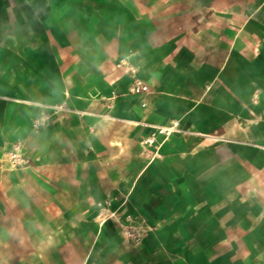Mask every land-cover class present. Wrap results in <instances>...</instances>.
I'll return each instance as SVG.
<instances>
[{
  "label": "crops",
  "instance_id": "crops-1",
  "mask_svg": "<svg viewBox=\"0 0 264 264\" xmlns=\"http://www.w3.org/2000/svg\"><path fill=\"white\" fill-rule=\"evenodd\" d=\"M0 241L20 264H264V0H0Z\"/></svg>",
  "mask_w": 264,
  "mask_h": 264
},
{
  "label": "built area",
  "instance_id": "built-area-1",
  "mask_svg": "<svg viewBox=\"0 0 264 264\" xmlns=\"http://www.w3.org/2000/svg\"><path fill=\"white\" fill-rule=\"evenodd\" d=\"M119 65H124V61H122ZM129 70L131 73H135L136 70L134 67L132 66H128ZM137 84L134 88V92L135 93H142V92H148L149 91V87L145 84H143L141 81L137 80L136 81ZM57 110H62V106H58L55 107ZM47 118H41L40 120H37L34 123L35 127H38L39 125H41L43 123V121H45ZM183 132V130H181V128H179L178 126V122L177 123H173L171 126H154V132L153 134L146 138L144 143L145 144H153L155 142V137L156 135H163L165 136V138H168L170 136H172L175 133H181ZM9 158L12 162V164L14 166L17 167H25L27 165H29L30 159L28 157L23 156V154H21L20 152V146L19 145H15L13 147V150H11L9 152ZM111 217L110 215H103L101 216L102 219L104 218H109ZM123 233L126 237H132L133 235V229L132 226H128V225H123Z\"/></svg>",
  "mask_w": 264,
  "mask_h": 264
},
{
  "label": "rangeland",
  "instance_id": "rangeland-1",
  "mask_svg": "<svg viewBox=\"0 0 264 264\" xmlns=\"http://www.w3.org/2000/svg\"><path fill=\"white\" fill-rule=\"evenodd\" d=\"M15 5L16 7L7 8V14L8 13L10 14V17L12 19L11 21H13L14 15H21V18H20V21L22 24L21 31L26 32L28 28L24 24V21H25L24 4L21 5L19 3H16ZM8 10H10V12H8ZM7 20H8V17H7ZM9 29H12V28H9V25H7V30ZM11 150H13V148ZM10 151H8L7 154H9ZM23 156L28 157L27 155H24V154ZM5 242L6 241H0V264H20L14 261V259H19L23 257L25 254H29L33 249L31 247H15V246H8L7 244L6 245L1 244Z\"/></svg>",
  "mask_w": 264,
  "mask_h": 264
}]
</instances>
